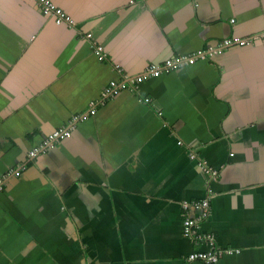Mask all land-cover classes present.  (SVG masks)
Instances as JSON below:
<instances>
[{
	"label": "crops",
	"instance_id": "crops-1",
	"mask_svg": "<svg viewBox=\"0 0 264 264\" xmlns=\"http://www.w3.org/2000/svg\"><path fill=\"white\" fill-rule=\"evenodd\" d=\"M50 1L73 23L0 0V264H197L180 203L201 198L216 264H264V0Z\"/></svg>",
	"mask_w": 264,
	"mask_h": 264
},
{
	"label": "built area",
	"instance_id": "built-area-1",
	"mask_svg": "<svg viewBox=\"0 0 264 264\" xmlns=\"http://www.w3.org/2000/svg\"><path fill=\"white\" fill-rule=\"evenodd\" d=\"M41 10L44 13H51L55 16L56 23L67 22L73 23L72 18L66 14L60 7L55 5L50 0H37ZM264 36V32L262 33ZM247 39H243L241 37L238 38H226L218 43V46L211 49L209 52L205 51V49H198L195 52L189 54H180L177 56L170 57L162 61V63H151L149 64L142 72L133 75V76H125L119 81L112 80L109 82L107 87L103 91V96L109 97L114 92H117L120 89H133L139 82H142L150 77L158 76L163 71L173 70L176 67L185 64L186 62H190L195 60L196 58L206 57L211 54L214 50L220 51L221 47H226L234 42L243 43ZM93 51L100 56L103 54L102 47L97 44H92ZM218 49V50H217ZM116 69L119 70L118 65L116 64ZM94 112V108L90 110ZM86 114L75 115L70 119L69 123L61 128L54 130L52 133L47 135L42 142L31 149L29 152L30 157L36 156L40 151L45 150L48 147H52L55 142L60 141L66 137H69L71 134V130L74 127L75 123L78 120H81L85 117ZM191 156H194L191 154ZM204 173L207 175L215 176L217 174V170H213L209 167H204L202 165ZM13 174L19 175L20 169L11 170L6 175ZM4 175L3 178L6 176ZM2 189V179L0 178V192ZM181 209L183 211L182 217V234L190 239L194 244L205 243V249H198L191 254H189V259L192 261H197V264H216L220 254L224 251L222 250L214 241L213 236L210 233L203 232L201 229L202 223L209 217L210 215V203L208 198L194 199V200H183L180 203ZM191 211L195 213L192 214ZM229 252L231 250H228Z\"/></svg>",
	"mask_w": 264,
	"mask_h": 264
},
{
	"label": "rangeland",
	"instance_id": "rangeland-1",
	"mask_svg": "<svg viewBox=\"0 0 264 264\" xmlns=\"http://www.w3.org/2000/svg\"><path fill=\"white\" fill-rule=\"evenodd\" d=\"M105 97V96H104ZM30 152V151H29Z\"/></svg>",
	"mask_w": 264,
	"mask_h": 264
}]
</instances>
